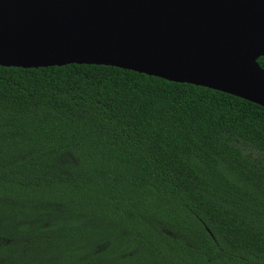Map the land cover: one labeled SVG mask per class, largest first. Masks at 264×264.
<instances>
[{
  "label": "trees",
  "instance_id": "1",
  "mask_svg": "<svg viewBox=\"0 0 264 264\" xmlns=\"http://www.w3.org/2000/svg\"><path fill=\"white\" fill-rule=\"evenodd\" d=\"M0 264H264V108L110 66L0 67Z\"/></svg>",
  "mask_w": 264,
  "mask_h": 264
},
{
  "label": "water",
  "instance_id": "2",
  "mask_svg": "<svg viewBox=\"0 0 264 264\" xmlns=\"http://www.w3.org/2000/svg\"><path fill=\"white\" fill-rule=\"evenodd\" d=\"M26 9L0 21V67L110 66L264 108V0H40Z\"/></svg>",
  "mask_w": 264,
  "mask_h": 264
},
{
  "label": "bare ground",
  "instance_id": "3",
  "mask_svg": "<svg viewBox=\"0 0 264 264\" xmlns=\"http://www.w3.org/2000/svg\"><path fill=\"white\" fill-rule=\"evenodd\" d=\"M39 1L40 0H0V21L3 22L9 18L15 17L23 12L24 9L27 10L26 8L35 6Z\"/></svg>",
  "mask_w": 264,
  "mask_h": 264
}]
</instances>
